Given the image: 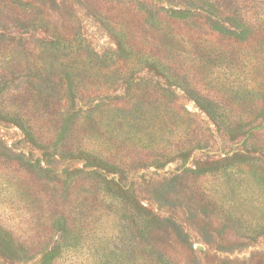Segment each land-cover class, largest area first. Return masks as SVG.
I'll list each match as a JSON object with an SVG mask.
<instances>
[{
    "label": "rangeland",
    "instance_id": "1",
    "mask_svg": "<svg viewBox=\"0 0 264 264\" xmlns=\"http://www.w3.org/2000/svg\"><path fill=\"white\" fill-rule=\"evenodd\" d=\"M196 1L0 0V264H264V0Z\"/></svg>",
    "mask_w": 264,
    "mask_h": 264
},
{
    "label": "trees",
    "instance_id": "2",
    "mask_svg": "<svg viewBox=\"0 0 264 264\" xmlns=\"http://www.w3.org/2000/svg\"><path fill=\"white\" fill-rule=\"evenodd\" d=\"M195 3L198 4V7H196L194 4H189L188 8H198L200 12L203 13V16L206 13H214L216 14L214 17H218L220 19L225 18L229 21L231 28L234 29V31H229L231 33L230 39L233 41L231 46L235 49H237L238 46H242L244 43H251V38L249 39L246 36L251 30L257 31L260 29L261 22H263L259 17L249 18L252 16V14L249 13L252 11L251 9L253 7L249 10H246V8L250 5V1L248 2V0H197ZM171 12L174 14L176 13L174 11ZM178 13L186 17H190L192 15L185 10H180ZM197 29L198 34L199 27H197ZM249 46L250 44L248 46L246 45L247 48Z\"/></svg>",
    "mask_w": 264,
    "mask_h": 264
}]
</instances>
